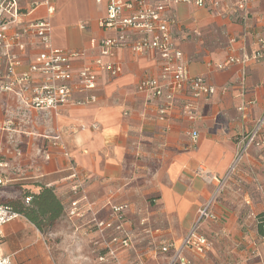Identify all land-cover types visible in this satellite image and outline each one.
<instances>
[{
    "label": "crops",
    "instance_id": "crops-1",
    "mask_svg": "<svg viewBox=\"0 0 264 264\" xmlns=\"http://www.w3.org/2000/svg\"><path fill=\"white\" fill-rule=\"evenodd\" d=\"M236 1L228 0L216 10L186 3L171 8L176 18L174 40L188 76L203 77L216 92L199 100L177 98L164 119L158 114L160 101H150L136 89L142 78L160 75L161 61L152 53L139 56L126 49L105 59L119 64L122 73L112 79L99 74L94 104L69 103L54 111H38L29 105L30 87L14 83L28 73L40 51L34 38L22 36L23 47L8 52L17 61L10 75L12 61L0 51V186L12 191L9 198L22 190L37 194L42 186L52 188L64 208L50 234L58 241L44 238L17 217L1 230L0 255L10 256L11 264H79L80 258H93L92 243L98 241L97 231H87L92 217L103 222L108 205L125 202L131 207L119 221L131 246L120 249L118 258L133 249L140 255L139 242L151 238L159 249L156 253L154 248V257L160 260L152 264H168L172 248L166 253L161 248L182 240L230 166L238 141L263 114L264 61L252 55L257 41L264 39V0L246 8L244 22L234 7ZM18 2L10 32L47 19L54 48L83 54L74 61L76 70L96 59L101 39L114 36L112 30L99 27L105 1L50 0V14L47 6L31 10L32 0ZM214 26L225 34L224 45L209 49L202 40H192L193 34ZM230 57L247 60L216 68L227 65ZM32 79L33 86L40 77ZM187 105L194 110V119L184 113ZM190 131L197 132L195 142ZM256 142L216 200V220L200 230L211 241L209 250L184 252L190 264H264V239L257 221L264 213V123ZM75 183L82 184L78 194L70 191ZM72 200H78L84 219L69 215Z\"/></svg>",
    "mask_w": 264,
    "mask_h": 264
},
{
    "label": "built area",
    "instance_id": "built-area-1",
    "mask_svg": "<svg viewBox=\"0 0 264 264\" xmlns=\"http://www.w3.org/2000/svg\"><path fill=\"white\" fill-rule=\"evenodd\" d=\"M101 4L105 1V16L99 21V27L113 31L114 36L104 38L98 42L97 57L90 64H83L76 70L74 61L82 58L81 53L63 51L51 45V28L47 19H37L28 23L20 32L11 33V27L16 23L19 11L18 0H0V51L2 56H6L12 61L9 64V75L12 74V65H16L15 56H9L8 52L13 48H22L20 44L22 36H32L35 45L40 51L30 64L28 73L14 79L15 84H26L30 87L31 96L29 105L42 111H54L59 107L69 105V103L84 106L94 104L96 97L93 91L100 73H106L109 78L119 76L121 67L117 63L106 62L105 59L121 50L129 49L131 53L141 56L152 53L161 61L160 75L157 78L145 77L137 84V92L142 93L150 101H160L158 114L160 119H164L173 109L177 98L188 96L191 99L199 100L215 94L216 90L205 82L203 77H189L185 70L184 55L177 48L174 40L173 28L176 25V18L171 13V8L178 4H192L196 8H206L216 10L226 5L228 0H95ZM256 0H237L234 7L244 22L246 8L255 3ZM50 0H32L31 10L39 6H47L48 14L51 13ZM256 61H264V39L257 41V50L252 55ZM247 58L238 59L230 57L227 65L219 64L217 69H225L228 65L237 63L244 64ZM40 77L38 84L33 85L32 76ZM9 90L10 86L3 88ZM78 96L79 98H75ZM184 113L189 118L194 119L196 115L190 105L185 106ZM264 123V110L262 116L256 120L253 128L248 134L238 142L233 155V160L226 170L224 176L217 182L215 190L212 192L206 204L201 206L195 215L190 229L186 232L182 240L177 245H164L161 252L166 253L172 248V255L168 264H190L184 256L186 250H193L198 254H204L210 248V242L201 233L200 228L207 221H215L216 215L214 207L216 200L224 189L227 181L234 174V170L245 158L248 149L257 145L256 139L261 132ZM94 128V126H93ZM190 139L195 142L197 132H189ZM73 169V168H71ZM71 177H75V172ZM2 180H0V184ZM82 188L81 183L72 185L71 193L78 194ZM29 200L25 199L27 203ZM70 216L83 217V212L78 207V200L70 203ZM127 205L113 207V216L117 217ZM81 215H80V213ZM19 217L12 209L0 205V234L2 228L13 219ZM91 222L98 228L101 234L104 229V221H97L95 218ZM110 227L111 224H107ZM264 239V225L261 228ZM102 236V235H101ZM116 239L113 238L112 241ZM120 245L127 246L125 241ZM109 255L114 256L110 247H106ZM0 264H11V257L0 255Z\"/></svg>",
    "mask_w": 264,
    "mask_h": 264
},
{
    "label": "rangeland",
    "instance_id": "rangeland-1",
    "mask_svg": "<svg viewBox=\"0 0 264 264\" xmlns=\"http://www.w3.org/2000/svg\"><path fill=\"white\" fill-rule=\"evenodd\" d=\"M191 37H192V40L193 39L197 40V41L202 40L203 43L205 45H207V48H209V49H215V47H217V46L224 45L225 40H226L225 34L221 30V28L217 27V26L208 27L203 32H200L199 35L197 33V34H193V36H191ZM0 177H1V174H0ZM225 186H224V189L222 190V192L220 193V195L223 194V192L226 190ZM9 192H12V191L9 190V191L3 192L0 190V196H5L8 198L12 197L13 195H11V193L8 194ZM119 205H127V208L124 209L120 214H118L117 217H114L113 216V207H117ZM108 206H110V211H109L108 218L103 220L104 221V229H103L102 233L100 234L98 232V228L95 227V225H93V223H91L93 225L92 228L87 229V231L93 229V232L97 231V233H98L97 234L98 237L96 236L97 237L96 240H98V241L97 242L93 241V243H92V245L94 247L93 258H89V259H81L80 258L79 264H139V262H141V264H152V263H156L157 261L159 263L160 260L158 258H155L154 254H153V250H155V249H157L156 253L159 252L158 251L159 250L158 244H155V241H153L151 238H148L147 240H141L139 242L141 245L140 246L141 247L140 255H137L138 253L135 254V252H134L135 250L133 249V250L127 251V254L124 257V259L118 258V252L120 251V249L129 248V246H131L130 242H129V238L126 235H124L123 228L121 226V222L119 221V216L121 214L125 213L126 211H129L131 206L125 202L117 203L116 205L110 204ZM82 212H84V211H82ZM84 218H85V216L79 217L78 219H84ZM108 223L111 224L110 227L106 226ZM144 225H145V223L142 220L140 227L144 228L143 227ZM201 228H200V230H201ZM200 230H199V233H200ZM103 232H104V234H103ZM102 234L104 236H100ZM144 235L147 236L149 234H146V232H145ZM124 237L126 238V240H123ZM44 238L49 239L51 241H58L59 240V237H55V235H50V234L45 235ZM102 238L104 239L103 243H102ZM113 238H115L116 240L112 241ZM122 241H125L127 246L120 245L122 243ZM98 242H101V243H98ZM209 242H211V241H209ZM107 246L113 250L114 256H111L108 254L109 252L107 251V248H106ZM137 252H139V251H137ZM65 253L67 254L66 251H65ZM68 264H70V261L68 262Z\"/></svg>",
    "mask_w": 264,
    "mask_h": 264
},
{
    "label": "trees",
    "instance_id": "trees-1",
    "mask_svg": "<svg viewBox=\"0 0 264 264\" xmlns=\"http://www.w3.org/2000/svg\"><path fill=\"white\" fill-rule=\"evenodd\" d=\"M1 191H8V187H1ZM21 195L13 198L0 196V205L12 209L27 223L32 224L41 236L54 232L64 208L52 188L42 186L37 194L22 190ZM25 202V199H28ZM258 227L264 225V213L257 215Z\"/></svg>",
    "mask_w": 264,
    "mask_h": 264
}]
</instances>
